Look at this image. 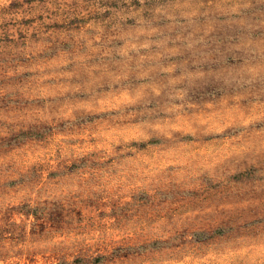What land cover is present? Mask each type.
<instances>
[{
	"label": "rangeland",
	"instance_id": "374dc122",
	"mask_svg": "<svg viewBox=\"0 0 264 264\" xmlns=\"http://www.w3.org/2000/svg\"><path fill=\"white\" fill-rule=\"evenodd\" d=\"M0 264H264V0H0Z\"/></svg>",
	"mask_w": 264,
	"mask_h": 264
}]
</instances>
